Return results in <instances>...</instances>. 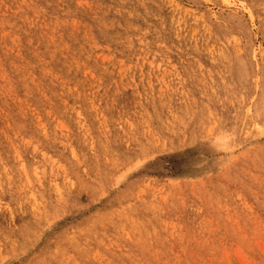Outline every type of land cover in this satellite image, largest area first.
<instances>
[{
    "label": "rangeland",
    "instance_id": "374dc122",
    "mask_svg": "<svg viewBox=\"0 0 264 264\" xmlns=\"http://www.w3.org/2000/svg\"><path fill=\"white\" fill-rule=\"evenodd\" d=\"M261 122L264 0H0V264H264Z\"/></svg>",
    "mask_w": 264,
    "mask_h": 264
},
{
    "label": "bare ground",
    "instance_id": "6f19581e",
    "mask_svg": "<svg viewBox=\"0 0 264 264\" xmlns=\"http://www.w3.org/2000/svg\"><path fill=\"white\" fill-rule=\"evenodd\" d=\"M46 5H48V4H46ZM146 8V7H145ZM155 13V12H154ZM235 37V36H234ZM84 45V44H83ZM71 52V51H70ZM74 55V54H73ZM71 60V59H70ZM78 63V62H77ZM69 73V72H68ZM263 75V74H262ZM60 76V75H59ZM8 81V80H7ZM53 81V80H52ZM44 89V88H43ZM32 93V92H31ZM10 97V96H9ZM27 106V105H26ZM31 108V107H30ZM6 114V113H5ZM5 116V115H4ZM3 117V116H2ZM260 118V117H259ZM126 119V118H125ZM250 121H251V124L254 126V127H256V125H257V122H258V118L257 117H255V116H251V118H250ZM263 122V121H262ZM261 122V123H262ZM262 124H264V123H262ZM4 125H6V124H4ZM259 125V124H258ZM260 127V126H259ZM258 129V128H257ZM19 157V156H18ZM115 157V156H114ZM109 160V159H108ZM112 160V159H111ZM115 161V160H114ZM123 162V161H122ZM118 163V162H117ZM112 164V163H111ZM115 164V163H114ZM114 164H113V166H114ZM21 166V165H20ZM24 167V166H23ZM64 168V167H63ZM117 168H118V170H119V167H118V165H117ZM93 169V168H92ZM68 179V178H67ZM57 187V186H56ZM45 194V193H44ZM55 197V196H54ZM59 200V198L57 199V201ZM34 202V201H33ZM64 202V201H63ZM40 204V203H39ZM38 208V207H37ZM61 208V207H60ZM37 211V210H36ZM33 215V214H32ZM102 222V221H101ZM34 224V223H33ZM93 226V225H92ZM84 232V231H83ZM250 253V252H249ZM246 258V257H245ZM78 260V259H77ZM60 261V260H59ZM37 263V262H36Z\"/></svg>",
    "mask_w": 264,
    "mask_h": 264
}]
</instances>
